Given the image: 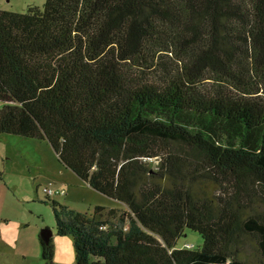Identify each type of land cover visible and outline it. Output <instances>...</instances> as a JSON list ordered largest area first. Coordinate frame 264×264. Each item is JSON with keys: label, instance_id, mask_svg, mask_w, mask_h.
<instances>
[{"label": "trees", "instance_id": "trees-1", "mask_svg": "<svg viewBox=\"0 0 264 264\" xmlns=\"http://www.w3.org/2000/svg\"><path fill=\"white\" fill-rule=\"evenodd\" d=\"M0 134L126 206L47 200L75 264H264V0L0 10Z\"/></svg>", "mask_w": 264, "mask_h": 264}, {"label": "rangeland", "instance_id": "rangeland-1", "mask_svg": "<svg viewBox=\"0 0 264 264\" xmlns=\"http://www.w3.org/2000/svg\"><path fill=\"white\" fill-rule=\"evenodd\" d=\"M45 2L0 0V10L25 13L29 6L42 8ZM45 189H60L65 194L47 195ZM48 199L83 215H92L96 207L126 210L123 203L88 187L65 168L49 143L0 134V264H47L39 238L45 229L52 232L50 264H75L73 239L57 234ZM184 243L199 247L203 240L186 230L179 245Z\"/></svg>", "mask_w": 264, "mask_h": 264}, {"label": "built area", "instance_id": "built-area-1", "mask_svg": "<svg viewBox=\"0 0 264 264\" xmlns=\"http://www.w3.org/2000/svg\"><path fill=\"white\" fill-rule=\"evenodd\" d=\"M45 193L47 195L57 196L65 194V191L60 189H45ZM186 247H190V245H186Z\"/></svg>", "mask_w": 264, "mask_h": 264}, {"label": "water", "instance_id": "water-1", "mask_svg": "<svg viewBox=\"0 0 264 264\" xmlns=\"http://www.w3.org/2000/svg\"><path fill=\"white\" fill-rule=\"evenodd\" d=\"M51 236H52V232L48 229H45L41 232V237H42L43 241H45V242H48L49 239H51Z\"/></svg>", "mask_w": 264, "mask_h": 264}]
</instances>
